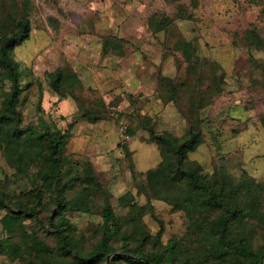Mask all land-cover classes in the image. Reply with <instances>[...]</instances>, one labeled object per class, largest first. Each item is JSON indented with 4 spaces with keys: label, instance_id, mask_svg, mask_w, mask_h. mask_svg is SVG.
Returning a JSON list of instances; mask_svg holds the SVG:
<instances>
[{
    "label": "rangeland",
    "instance_id": "1",
    "mask_svg": "<svg viewBox=\"0 0 264 264\" xmlns=\"http://www.w3.org/2000/svg\"><path fill=\"white\" fill-rule=\"evenodd\" d=\"M25 2L31 6L32 32L13 52L23 73L18 109L23 126L40 129L45 121L70 132L61 154L72 179L66 189L72 210L65 216L76 228L74 255L92 248L103 223L102 198L83 192L84 169L91 164L112 195L117 215H129L118 201L129 192L134 203L148 206L141 218L151 233L147 249L158 250L175 238L177 264H233L210 256L211 244L195 235L184 210L138 193L143 178L135 177L134 169L147 170L160 160L156 145L146 144L151 143L148 130L183 138L189 127L186 114L201 120L204 135L189 159L204 173L222 167L236 179L251 177L262 185L264 198V47L245 40L247 30L255 27L264 41V0H6L9 10L0 4V16L9 18V11ZM166 19L171 23L160 28ZM179 41L191 43V63L177 48ZM58 70L64 74V97L48 76ZM160 76L176 80V97L160 86ZM133 78L144 80L145 87H137ZM9 90L10 83L0 77V101ZM29 142L31 153H38L37 139ZM42 170L35 163L27 174H18L0 152V183L12 204L22 200L32 206V194L39 189L46 190L48 203L42 222L24 220L12 234L3 223L8 211L0 207V264H29L31 258L44 257L78 264L74 256L49 252L57 247L46 234L52 228L46 216L53 196L39 176ZM259 221L249 220L246 229L253 232L255 246L264 243V218ZM242 233L234 227V235Z\"/></svg>",
    "mask_w": 264,
    "mask_h": 264
},
{
    "label": "trees",
    "instance_id": "2",
    "mask_svg": "<svg viewBox=\"0 0 264 264\" xmlns=\"http://www.w3.org/2000/svg\"><path fill=\"white\" fill-rule=\"evenodd\" d=\"M5 1L0 0V4L8 12ZM15 5L11 4L10 7ZM30 14L31 6L25 2L16 12L9 11V18L0 16V77L10 83V90L4 94L3 101H0V152L18 174H27L35 163L43 166L39 176L53 196V205L46 216V221L52 228L47 229L46 234L54 238L57 246L49 252H57L65 258L74 256L78 264H177L180 248L177 239L171 238L158 250L147 249L151 233L141 218L148 206L134 203L135 197L129 192L118 200L119 206L127 208L129 215H117L111 203L112 195L91 164L84 169L87 185L83 192L87 196L99 195L102 198L103 223L98 228L100 237L92 248L74 255L77 252L74 244L76 228L65 216L72 210L71 201L66 196V189L72 179L63 169L61 154L70 132L52 128L45 121H42L40 129L23 126V116L18 109L24 92L23 73L13 52L31 37ZM170 23L171 20L166 19L160 28ZM245 40L258 49L264 47V41L255 27L247 30ZM177 48L183 49L185 58L191 63L194 57L190 50L191 43L179 41ZM48 76L60 97L66 96L62 91V71L49 73ZM159 83L176 97L179 87L174 78L160 76ZM185 117L189 127L183 138L169 132H156L154 128L148 130L150 142L157 144L160 150L161 161L146 171L134 169V176L143 178L138 184V193L144 194L149 201L163 200L175 209L184 210L191 220L192 228H196L195 235L200 236L201 242L205 239L208 246L211 244V257L224 263L232 260L233 264H264V243L255 246L253 232L246 230L249 220L260 222L264 218V198L259 192L262 185L247 175L236 179L222 167H215L212 173H204L201 165L189 159V153L204 142L201 120L195 121L186 114ZM30 139H37L38 144H41L38 153H31ZM32 195V206H27L22 200L13 205L6 185L0 183V207L8 211L3 223L9 234L14 232L17 224L22 228L24 220L42 222V214L48 204L46 201L44 203L46 190L39 189ZM215 210L218 213L213 216ZM236 226L241 228L242 234H233ZM23 235L28 241L39 243L28 233ZM157 235L159 239L162 229ZM29 264L62 263L44 257L40 260L31 258Z\"/></svg>",
    "mask_w": 264,
    "mask_h": 264
},
{
    "label": "crops",
    "instance_id": "3",
    "mask_svg": "<svg viewBox=\"0 0 264 264\" xmlns=\"http://www.w3.org/2000/svg\"><path fill=\"white\" fill-rule=\"evenodd\" d=\"M133 80H134V82H137V87H141V88H144L145 87V82H144V80H142L141 78H133ZM133 82V83H134ZM146 144H155V143H146ZM156 145V147H157V149H158V152L160 153V150H159V148H158V146H157V144H155ZM161 161V154H160V160H159V162ZM159 162L156 164V165H158L159 164ZM155 165V166H156ZM154 167V166H153ZM152 168V167H151ZM150 169V168H149ZM148 170V169H147ZM141 171H146V170H141Z\"/></svg>",
    "mask_w": 264,
    "mask_h": 264
},
{
    "label": "built area",
    "instance_id": "4",
    "mask_svg": "<svg viewBox=\"0 0 264 264\" xmlns=\"http://www.w3.org/2000/svg\"><path fill=\"white\" fill-rule=\"evenodd\" d=\"M120 133H121V136H122L125 140H127V139L130 138V137H129V134H128V131L126 130V127H124V125H122V126L120 127Z\"/></svg>",
    "mask_w": 264,
    "mask_h": 264
}]
</instances>
